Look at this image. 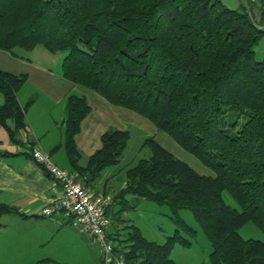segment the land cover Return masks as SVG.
Masks as SVG:
<instances>
[{
  "label": "trees",
  "instance_id": "trees-1",
  "mask_svg": "<svg viewBox=\"0 0 264 264\" xmlns=\"http://www.w3.org/2000/svg\"><path fill=\"white\" fill-rule=\"evenodd\" d=\"M240 1L232 10L221 0H0V51L62 54L65 80L149 121L214 175L197 174L145 139L149 157L125 171L112 204L131 197L166 205L177 230L163 244L134 226L124 227L123 238L108 230L124 264H175L173 245H191L180 230L196 234L178 217L182 210L210 243L208 264H264V242L239 235L247 224L264 233V58L254 51L264 38V4ZM26 80L0 71V127L12 143L26 129L17 100ZM65 109L66 155L92 189L119 164L130 134L109 129L80 167L74 137L90 107L71 94ZM15 213L0 204V218Z\"/></svg>",
  "mask_w": 264,
  "mask_h": 264
},
{
  "label": "crops",
  "instance_id": "crops-1",
  "mask_svg": "<svg viewBox=\"0 0 264 264\" xmlns=\"http://www.w3.org/2000/svg\"><path fill=\"white\" fill-rule=\"evenodd\" d=\"M229 1L233 3L232 10L239 9L240 0ZM249 1L264 4V0ZM260 47L264 58V38L255 48ZM62 59V54H50L42 47H36L30 52L19 49L0 51V71L27 78L17 92L18 103L25 108L26 121V129L19 137L20 142L12 143L0 127V204L16 210L17 214L5 216L4 225L17 223V228L23 230L18 234L22 247L27 248L38 264L64 257L68 250L73 253L78 247L80 234L73 230L76 226L60 215L52 218L40 216L41 209L59 194L60 188L30 159L29 151L33 148L41 149L59 169L65 172L70 170L68 174L75 175L77 181L82 183L83 179L73 172L63 145L66 98L71 94L82 96L90 107V113L81 122L79 133L74 137L80 152L77 163L80 167L86 166L106 131L127 130L124 118L129 117L126 110L111 106L97 94L65 80L61 71ZM112 171L93 184L96 191L109 197L112 195L107 188H114ZM97 249L99 251V244ZM87 252L90 256L88 249Z\"/></svg>",
  "mask_w": 264,
  "mask_h": 264
},
{
  "label": "rangeland",
  "instance_id": "rangeland-1",
  "mask_svg": "<svg viewBox=\"0 0 264 264\" xmlns=\"http://www.w3.org/2000/svg\"><path fill=\"white\" fill-rule=\"evenodd\" d=\"M223 3L230 9L234 7L232 6L233 3H230L229 0H223ZM256 53V60L260 61L262 59V47L256 49ZM126 112H128L129 117L124 118V125H126L127 131L130 134L127 148L122 155L119 165L116 168L112 167L104 170L101 175V178H103L107 172L113 170L114 177L112 183L114 188L112 186L107 188L111 192L110 195L112 197L123 186L125 171L133 167L139 160L149 157V150L142 147L144 140L149 137H153L164 149L191 167L197 174L206 177L214 176L208 168L204 167L195 157L186 153L168 135L158 131L149 121L132 112ZM67 173H70V170ZM93 190H95L94 187ZM222 197L227 205L237 208V205L228 193L224 192ZM120 202L122 203L121 200ZM120 202L114 203L108 210V218L113 224L109 229V234L113 235L117 230H120L119 232L123 238L126 232L124 227L134 226L146 240L163 244L177 230L176 224L170 219V209L166 205L143 199L136 200L131 197H128L126 204L124 202L121 204ZM5 216L0 218V264H38L35 258L30 256L27 248L22 247L21 241L18 238V234L23 230L20 231L17 228L16 222H14L16 224L10 223L9 225L7 223L4 225ZM178 217L186 226L194 230L196 234L194 238H190L183 230H180L181 236L189 240L191 245L184 247L180 243H175L170 252V259L175 264H208L211 251L210 243L203 234L199 224L188 210L180 211ZM22 228L24 227L22 226ZM73 230L80 234L78 247L75 248L73 253L68 250L64 257L61 256V258H54L39 264H103L102 256L97 249V241L82 233L78 228H73ZM239 235L244 240L252 239L264 242V233L252 224L243 226L239 230ZM117 238L120 237L117 236ZM113 243L115 245L116 241H113ZM86 247L89 250L90 256H88Z\"/></svg>",
  "mask_w": 264,
  "mask_h": 264
},
{
  "label": "built area",
  "instance_id": "built-area-1",
  "mask_svg": "<svg viewBox=\"0 0 264 264\" xmlns=\"http://www.w3.org/2000/svg\"><path fill=\"white\" fill-rule=\"evenodd\" d=\"M29 156L60 188L59 194L41 209L40 216H62L98 242L103 264H124L123 256L114 252V243L107 236L111 226L108 218L111 197L85 187L75 175L59 169L41 149H31Z\"/></svg>",
  "mask_w": 264,
  "mask_h": 264
}]
</instances>
